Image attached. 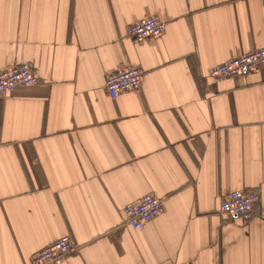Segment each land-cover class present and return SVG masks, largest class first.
<instances>
[{
	"label": "crops",
	"instance_id": "1",
	"mask_svg": "<svg viewBox=\"0 0 264 264\" xmlns=\"http://www.w3.org/2000/svg\"><path fill=\"white\" fill-rule=\"evenodd\" d=\"M158 17L161 38L127 37ZM264 47V0H0V70L38 83L0 98V264L52 243L64 264H264V68L216 81ZM146 72L116 101L107 77ZM258 193L244 221L221 215ZM152 195L140 230L124 209Z\"/></svg>",
	"mask_w": 264,
	"mask_h": 264
},
{
	"label": "built area",
	"instance_id": "2",
	"mask_svg": "<svg viewBox=\"0 0 264 264\" xmlns=\"http://www.w3.org/2000/svg\"><path fill=\"white\" fill-rule=\"evenodd\" d=\"M166 28V23L158 17H149L129 26L126 35L132 39L153 40L161 38ZM262 68H264V47L219 65L212 70L211 78L223 81L259 71ZM145 77L146 72L138 67H127L110 74L106 80L109 98L116 101L125 93L138 91ZM37 83L38 78L31 64L25 63L11 69L0 70V98L7 97L21 88L34 87ZM260 202L261 197L258 193L234 191L223 203L220 213L229 218L248 221L253 217ZM162 210L163 201L156 196L147 195L138 203L124 209L125 223L131 229L140 230L158 217ZM75 252L76 246L72 241L59 240L37 252L32 257L31 264H64Z\"/></svg>",
	"mask_w": 264,
	"mask_h": 264
}]
</instances>
